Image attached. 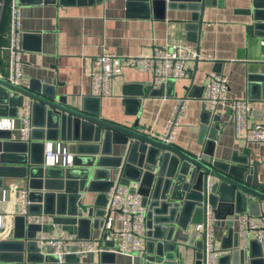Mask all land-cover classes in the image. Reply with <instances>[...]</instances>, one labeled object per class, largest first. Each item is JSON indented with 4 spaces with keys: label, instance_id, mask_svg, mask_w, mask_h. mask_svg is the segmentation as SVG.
Masks as SVG:
<instances>
[{
    "label": "crops",
    "instance_id": "0c3cea01",
    "mask_svg": "<svg viewBox=\"0 0 264 264\" xmlns=\"http://www.w3.org/2000/svg\"><path fill=\"white\" fill-rule=\"evenodd\" d=\"M18 1L21 7V45L24 48L20 85L27 89L45 85L49 91L64 96L71 107L82 108L84 99L91 97L90 73L96 56L102 51L123 57L149 56L154 48H161L166 43H180L186 39L196 42L199 38L196 44L200 58L186 63L187 76L183 80H166L161 84H154L150 72L128 68L114 77L112 94L100 98L98 102L92 101L91 108H99L103 118L128 127L139 120V131L160 137L177 98L186 97V116L174 134L173 144L196 154L206 150L212 154L213 160H245L248 164L256 162L259 179L264 182V142H248L237 136L229 110H223L219 119L208 125L206 130L201 127L204 123L202 112L205 86L210 77L216 74L227 78L230 99H249L252 106L250 124L264 123V88L261 87V80L250 78L264 73V0H210L205 7L201 26L198 22L199 11L191 6L197 4V0H134L130 4L127 0ZM11 2L12 0H6L4 13L0 17V77L6 80L10 66L8 46ZM255 18L260 21L255 22ZM255 23H259V26L255 27ZM256 33L263 35L258 36ZM190 85L192 88L185 96ZM1 94L0 90V96ZM5 111L0 110V119L16 117V127L13 130L0 129L1 136L10 134L15 140L5 157L11 162L7 161L5 164L15 165L18 161L22 165L31 163L32 139L21 140L20 129L23 122L20 115L23 108L12 115L7 114V109ZM41 114L42 111L38 109L35 116L38 121L42 118ZM72 126L67 125L62 138L60 136L59 139L50 141L60 142L74 155V136L89 135L92 127ZM113 139L104 147L110 153L100 152L102 159L96 178L92 180V189L84 192L82 202L90 206L95 205L98 200L106 203L109 181H118L120 177L121 171L116 164L124 157L126 146ZM39 155L34 152L35 157H40ZM53 168H58L55 170L60 173L61 167ZM128 174L129 177L134 175L132 171ZM24 182L28 185L25 179H0V201H5V226L0 228V249L7 257H12L14 252L19 251L23 241L24 257L34 251V245L29 243L32 240L27 230L23 232L20 227V216L10 217L9 212L6 214L7 210L17 211L16 201L19 199L20 189L16 184ZM130 185L136 187L138 184L130 181ZM59 186V182L54 180L49 185L50 192H59ZM45 203L52 211L58 209L53 197ZM63 204L64 201L59 208L62 209ZM263 210L259 214H264ZM192 211L190 209L182 215L174 237L177 241L191 243L196 224L192 221ZM246 213L250 214V210ZM224 214L225 219H220L215 225V245L223 256L229 255L232 249L240 248L249 251L255 264H264L259 257L260 252L264 253V242L257 241L255 231L243 229L229 212ZM54 215L56 222L74 236L91 237L95 248L105 247L96 242L103 233L102 229L90 228L89 232L88 224L79 226L66 214ZM112 216L115 214L112 213ZM232 220L233 226L230 225ZM50 226L47 224L45 228L48 230ZM192 246L194 244L184 249L187 254L186 262L190 264L194 262L195 250ZM76 247L73 246L72 249ZM106 248L109 250H105L102 264H141L143 261V255L131 257L111 251V246ZM47 251L50 248L43 250ZM102 252L97 250L80 257L85 263H90V258H94V264H98ZM31 256L36 259L33 254ZM0 264L22 263L10 260L0 261ZM220 264H227V260Z\"/></svg>",
    "mask_w": 264,
    "mask_h": 264
},
{
    "label": "water",
    "instance_id": "95a60500",
    "mask_svg": "<svg viewBox=\"0 0 264 264\" xmlns=\"http://www.w3.org/2000/svg\"><path fill=\"white\" fill-rule=\"evenodd\" d=\"M130 2L134 0H127L128 4ZM196 3L191 6L199 11L198 22L201 26L205 7L209 5L210 0H197ZM5 4L6 0H0V17L4 13ZM258 20L260 21L259 18H255V22ZM254 26L258 27L259 23H255ZM200 33L201 29L199 36ZM256 35L263 34L256 33ZM195 41L199 42V38ZM255 75L250 78L255 79L256 77L261 80V87L264 88V73ZM191 86L188 87L185 96L189 94ZM48 89L45 85L32 86L27 89L0 77V90L2 91L0 104H4L0 106V110L6 112L7 109V114L12 115L23 108L27 99L31 101L33 125L30 136L32 139L30 140L31 163H26L27 160H25V165L19 161L15 162V165H6L5 162H11L5 157L15 140L10 134H5V136L0 134V179L14 177L27 180L30 190L29 199L32 202L30 211L66 214L79 226L88 224L89 232H91L90 228L102 229V218L105 214L103 208L107 202L98 200L95 205L90 206L83 203L82 199L85 190L92 189V180L96 178L97 168L100 167L99 162L102 159L100 152L102 151L101 154L110 153V150H104V147L112 138L114 142L126 146L124 157L120 159L119 164H116L121 171L118 181L123 184H130V181L137 182L136 188L143 196L147 207L146 220L150 230L147 252L143 255L141 264H190L186 262L187 254L184 253L186 251L184 249L193 245L194 242H197L194 247L192 246L194 249L201 247V241H196L197 232L192 233L190 244L174 239L177 226L181 224L182 215L190 209L193 210L192 221L196 223L204 218L207 205L213 207L217 222L222 218L225 219L226 211L232 216L249 210L250 214L257 215L264 209V182L259 179L256 162L248 164L245 160H240V162L213 160L212 154L206 150L197 154L191 153L159 137L139 131V120L128 127L103 118L99 108H90L92 101L98 102L100 98L86 97L82 108L71 107L64 96H58ZM38 109L42 111V118L39 121L35 117ZM202 115L204 117V123L201 125L203 130L219 119V115H212L205 106H203ZM67 125L71 128L72 125L92 127V132L90 130L89 135L85 134L81 137L74 136L76 145L73 162L71 165L59 168L60 173H58L55 170L58 168L44 166L45 142L51 139L57 140L60 136L62 138ZM203 139L201 144H203ZM34 152L40 154V157H35ZM131 171L134 175L129 177L128 172ZM54 180L60 184L58 187L60 191L55 193L50 192L49 187ZM113 182V180L109 181L106 192L109 191ZM228 191L231 193L229 194ZM51 197L55 198L58 205L55 211L48 209L45 203ZM63 201L61 209L59 207ZM37 205L42 208H37ZM230 222L233 226V220ZM19 223L23 232L27 230L32 240L29 243L34 245V251L27 253L24 257L23 241V244L20 243L19 251L14 252L12 257H7L0 249V261L11 260L22 264L33 262L56 264V257L43 256L35 241L36 232L41 229V226L28 224L25 227L22 216H20ZM96 242L99 246L104 245L105 248L113 246V241L106 240L103 234ZM105 253L106 251L101 253L98 264H102L101 259L103 260ZM31 254L36 259H32ZM199 257L200 253H194L193 264H201ZM259 257L264 263L263 251L260 252ZM223 260H227V264H255V259L249 251L240 248L232 249L229 255L221 258L220 262ZM65 261V264H94V258H90V263H85V260L75 254L66 255Z\"/></svg>",
    "mask_w": 264,
    "mask_h": 264
},
{
    "label": "built area",
    "instance_id": "2783aa9c",
    "mask_svg": "<svg viewBox=\"0 0 264 264\" xmlns=\"http://www.w3.org/2000/svg\"><path fill=\"white\" fill-rule=\"evenodd\" d=\"M10 66L7 80L15 85L21 84L23 71V52L21 45V7L18 0H12L10 4ZM264 46V40L262 41ZM197 44L186 39L180 43H166L161 48H154L149 56L123 57L112 52L102 51L95 60L90 73V96L102 98L112 94V84L115 76L122 74L126 69L148 71L152 75L154 84H161L166 80L180 81L187 76L186 63L199 59ZM229 83L226 77L216 74L210 77L205 86L203 103L212 115H220L223 110H229L234 120V128L237 136L248 142H264V123L250 124L252 106L249 99H230L228 97ZM31 101L27 99L23 106L20 118L23 125L20 129L21 140L30 138L32 125ZM186 116V97L177 98L176 104L167 120L165 131L159 138L173 143L176 130ZM16 127V117L0 119V129L13 130ZM73 162V154L60 142L47 141L44 149V166L66 167ZM20 189L19 199L16 201L17 211L7 210L10 217L22 216L25 224H39L40 231L35 237L40 253L55 256L56 264H65V256L68 254L86 255L95 251H105L108 248H95L91 237L78 238L55 220L54 214L30 211L32 202L29 199L30 190L24 182L16 184ZM107 203L104 206L103 236L108 241H113L111 251L134 257L144 255L147 252L148 232L147 207L138 188L130 184L114 181L107 192ZM0 201V228L5 226L3 214L5 209ZM17 212V213H16ZM112 213L115 216H112ZM233 220L239 222L243 229L255 231L256 240L264 242V214L256 216L249 213L233 215ZM215 211L211 205H207L204 218L195 224L197 240L201 241V247L195 250L200 253L201 264H220L223 254L215 245V225L217 223ZM50 224L51 228L45 226ZM197 242H194V246ZM76 249H72V247ZM48 252L46 249H49ZM109 250V249H108ZM136 254V255H135Z\"/></svg>",
    "mask_w": 264,
    "mask_h": 264
},
{
    "label": "rangeland",
    "instance_id": "374dc122",
    "mask_svg": "<svg viewBox=\"0 0 264 264\" xmlns=\"http://www.w3.org/2000/svg\"><path fill=\"white\" fill-rule=\"evenodd\" d=\"M137 259H138V258H137ZM137 259H136V260H137ZM137 261H138V260H137Z\"/></svg>",
    "mask_w": 264,
    "mask_h": 264
},
{
    "label": "bare ground",
    "instance_id": "6f19581e",
    "mask_svg": "<svg viewBox=\"0 0 264 264\" xmlns=\"http://www.w3.org/2000/svg\"><path fill=\"white\" fill-rule=\"evenodd\" d=\"M90 108H91V106H90Z\"/></svg>",
    "mask_w": 264,
    "mask_h": 264
}]
</instances>
